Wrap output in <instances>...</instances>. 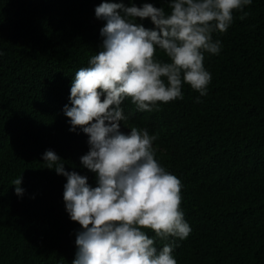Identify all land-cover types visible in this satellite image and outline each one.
Listing matches in <instances>:
<instances>
[{
  "label": "trees",
  "instance_id": "16d2710c",
  "mask_svg": "<svg viewBox=\"0 0 264 264\" xmlns=\"http://www.w3.org/2000/svg\"><path fill=\"white\" fill-rule=\"evenodd\" d=\"M145 3L166 12L169 0H0V264H73L77 234L64 201L67 178L47 168L54 151L65 170L97 174L81 163L89 137L71 130L75 73L102 50L100 4ZM225 33L218 55L205 53L207 95L182 88L183 99L137 111L121 131L158 135L156 159L182 183L181 210L191 227L175 242L177 264H264V0H253ZM155 30L151 19L139 20ZM158 57L167 59L158 50ZM22 177V194L13 181ZM149 237L155 234L146 230ZM164 241L157 240L159 249Z\"/></svg>",
  "mask_w": 264,
  "mask_h": 264
},
{
  "label": "clouds",
  "instance_id": "9594fccd",
  "mask_svg": "<svg viewBox=\"0 0 264 264\" xmlns=\"http://www.w3.org/2000/svg\"><path fill=\"white\" fill-rule=\"evenodd\" d=\"M253 0H169L166 12L145 3L126 7L104 2L95 9L106 21L100 30L102 50L92 55L88 66L75 73L71 107L65 106L71 130L89 137V152L81 157L85 168L97 174L91 187L87 177L65 170L64 161L52 150L43 156L47 168L67 178L66 210L82 226L77 234L73 264H177L175 242L186 239L191 227L181 210L182 183L156 159L146 128L121 131L129 119L122 107L130 100L137 111H158V104L183 99V86L207 95L212 80L204 66L205 53L218 55L221 41L239 11ZM150 18L155 30L139 20ZM158 50L167 57H158ZM22 177L16 178L17 195ZM146 230L155 234L149 237ZM157 240L164 241L159 249Z\"/></svg>",
  "mask_w": 264,
  "mask_h": 264
}]
</instances>
